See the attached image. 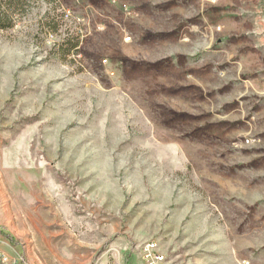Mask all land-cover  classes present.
Returning a JSON list of instances; mask_svg holds the SVG:
<instances>
[{"label": "rangeland", "instance_id": "1", "mask_svg": "<svg viewBox=\"0 0 264 264\" xmlns=\"http://www.w3.org/2000/svg\"><path fill=\"white\" fill-rule=\"evenodd\" d=\"M15 11L0 31L5 264H145L150 239L168 264H264V0Z\"/></svg>", "mask_w": 264, "mask_h": 264}, {"label": "built area", "instance_id": "2", "mask_svg": "<svg viewBox=\"0 0 264 264\" xmlns=\"http://www.w3.org/2000/svg\"><path fill=\"white\" fill-rule=\"evenodd\" d=\"M141 258L145 264H168L165 255L160 251L156 240L150 239L141 246ZM12 258L0 250V263H9Z\"/></svg>", "mask_w": 264, "mask_h": 264}, {"label": "trees", "instance_id": "3", "mask_svg": "<svg viewBox=\"0 0 264 264\" xmlns=\"http://www.w3.org/2000/svg\"><path fill=\"white\" fill-rule=\"evenodd\" d=\"M24 0H0V31L5 30L12 25L8 23L7 17H10V15H15V10L19 8V6L23 3ZM3 2V3H2ZM3 5L7 7L3 8ZM76 43L74 42L72 44V47H76ZM0 234L5 235L7 238H12L9 234H4L3 230L0 228ZM12 242H14L13 239H11Z\"/></svg>", "mask_w": 264, "mask_h": 264}, {"label": "crops", "instance_id": "4", "mask_svg": "<svg viewBox=\"0 0 264 264\" xmlns=\"http://www.w3.org/2000/svg\"><path fill=\"white\" fill-rule=\"evenodd\" d=\"M11 246L9 245V242L5 240L1 235H0V249H3L5 251H9ZM1 264V263H0Z\"/></svg>", "mask_w": 264, "mask_h": 264}]
</instances>
